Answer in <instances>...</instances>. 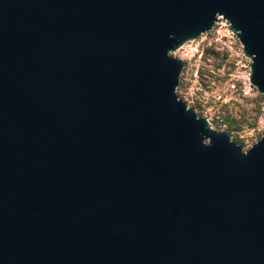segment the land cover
<instances>
[{
  "label": "water",
  "instance_id": "95a60500",
  "mask_svg": "<svg viewBox=\"0 0 264 264\" xmlns=\"http://www.w3.org/2000/svg\"><path fill=\"white\" fill-rule=\"evenodd\" d=\"M219 17L264 95V0H0V264H264V134L176 93Z\"/></svg>",
  "mask_w": 264,
  "mask_h": 264
},
{
  "label": "rangeland",
  "instance_id": "374dc122",
  "mask_svg": "<svg viewBox=\"0 0 264 264\" xmlns=\"http://www.w3.org/2000/svg\"><path fill=\"white\" fill-rule=\"evenodd\" d=\"M183 61L176 93L212 129L243 150L264 134V95L250 83L251 60L229 23L219 18L206 33L171 52Z\"/></svg>",
  "mask_w": 264,
  "mask_h": 264
},
{
  "label": "built area",
  "instance_id": "2783aa9c",
  "mask_svg": "<svg viewBox=\"0 0 264 264\" xmlns=\"http://www.w3.org/2000/svg\"><path fill=\"white\" fill-rule=\"evenodd\" d=\"M219 18H222V17H219ZM230 26V25H229Z\"/></svg>",
  "mask_w": 264,
  "mask_h": 264
}]
</instances>
